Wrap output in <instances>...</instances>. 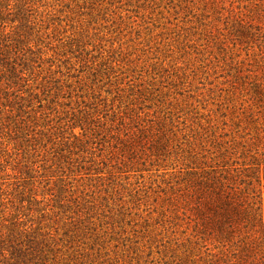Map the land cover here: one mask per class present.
I'll use <instances>...</instances> for the list:
<instances>
[{
  "label": "rangeland",
  "instance_id": "1",
  "mask_svg": "<svg viewBox=\"0 0 264 264\" xmlns=\"http://www.w3.org/2000/svg\"><path fill=\"white\" fill-rule=\"evenodd\" d=\"M207 173L264 222V0H0V264H222Z\"/></svg>",
  "mask_w": 264,
  "mask_h": 264
},
{
  "label": "trees",
  "instance_id": "2",
  "mask_svg": "<svg viewBox=\"0 0 264 264\" xmlns=\"http://www.w3.org/2000/svg\"><path fill=\"white\" fill-rule=\"evenodd\" d=\"M194 182L190 183L191 195L195 196V209L205 227L204 232L228 244L234 240L222 252V264H264V244L259 246L257 236V227L264 223L259 213L261 205L254 207L261 203V197L251 188L252 182L242 190L226 177H209L208 173ZM256 198H260L259 201ZM19 233L32 241L26 230Z\"/></svg>",
  "mask_w": 264,
  "mask_h": 264
}]
</instances>
